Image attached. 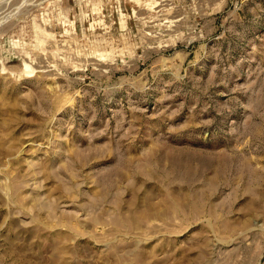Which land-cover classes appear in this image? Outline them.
<instances>
[{
    "label": "rangeland",
    "instance_id": "obj_1",
    "mask_svg": "<svg viewBox=\"0 0 264 264\" xmlns=\"http://www.w3.org/2000/svg\"><path fill=\"white\" fill-rule=\"evenodd\" d=\"M0 264H264V0H0Z\"/></svg>",
    "mask_w": 264,
    "mask_h": 264
}]
</instances>
